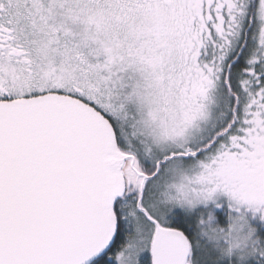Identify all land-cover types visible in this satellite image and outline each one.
I'll return each instance as SVG.
<instances>
[{"label":"snow or ice","instance_id":"obj_1","mask_svg":"<svg viewBox=\"0 0 264 264\" xmlns=\"http://www.w3.org/2000/svg\"><path fill=\"white\" fill-rule=\"evenodd\" d=\"M0 264H264V0H0Z\"/></svg>","mask_w":264,"mask_h":264}]
</instances>
